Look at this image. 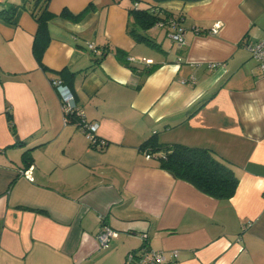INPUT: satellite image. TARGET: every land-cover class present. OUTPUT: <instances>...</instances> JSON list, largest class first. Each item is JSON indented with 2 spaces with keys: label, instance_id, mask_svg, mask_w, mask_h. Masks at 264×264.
<instances>
[{
  "label": "crops",
  "instance_id": "0c3cea01",
  "mask_svg": "<svg viewBox=\"0 0 264 264\" xmlns=\"http://www.w3.org/2000/svg\"><path fill=\"white\" fill-rule=\"evenodd\" d=\"M133 8L180 17L185 42L168 25L135 24ZM48 10L42 66L29 11L0 18V264H127L142 246L164 251L162 264H264V73L247 49L264 37V0H50ZM88 44L107 51L99 63ZM55 78L106 145L63 122ZM153 136L209 149L238 177L234 194L211 197L146 158ZM102 224L114 234L99 247Z\"/></svg>",
  "mask_w": 264,
  "mask_h": 264
},
{
  "label": "trees",
  "instance_id": "16d2710c",
  "mask_svg": "<svg viewBox=\"0 0 264 264\" xmlns=\"http://www.w3.org/2000/svg\"><path fill=\"white\" fill-rule=\"evenodd\" d=\"M49 1L50 0H25L20 5H11L8 8L0 9V18L8 22L13 19L15 12L20 7L26 9L32 15L37 22V30L32 43V52L41 66L43 52L50 40L48 22L54 17L48 10ZM129 13L131 14L133 22L143 29L155 25L159 20L173 17L170 12L162 11L163 15L161 16V12L149 9L133 8L129 10ZM62 14L64 15L65 11H63ZM131 32L137 39L149 40L144 35L135 34L133 30H131ZM106 53L107 51L103 49L101 54L97 56L95 62L99 63ZM115 53H117V55L121 54L117 50H115ZM64 73L65 70L60 71L61 75ZM61 79L64 83L66 82L64 78ZM76 120V117H70L69 122H75ZM10 125L13 127L12 122H10ZM89 144L91 145L90 142ZM91 146L95 147L93 145ZM140 150L150 154H156L155 156L160 161V165L163 169L170 172L173 176L189 182L198 190L211 197L218 199L229 198L235 192L238 177L234 170L227 162L218 159L207 148L189 147L175 143H159L153 136L140 145Z\"/></svg>",
  "mask_w": 264,
  "mask_h": 264
},
{
  "label": "built area",
  "instance_id": "2783aa9c",
  "mask_svg": "<svg viewBox=\"0 0 264 264\" xmlns=\"http://www.w3.org/2000/svg\"><path fill=\"white\" fill-rule=\"evenodd\" d=\"M134 6H137V3L134 2ZM180 20V19H179ZM178 19L174 17H169L164 20H159L155 25L157 26H169V31L167 33L168 37L177 44H183L185 42V35L182 26L180 25ZM219 23H217L214 27L210 29V33H217L219 31ZM88 47L92 50V52L96 55H100V50L96 49L93 44H88ZM247 49L250 52L251 56L257 62V68L261 73H264V37L259 39H255L247 44ZM193 81V79H191ZM50 84L55 89L62 110L63 122L69 123L70 117H76V121L74 124L81 130V132L85 135L87 140L93 146H104L106 145V141L99 138L96 134L97 125L94 122L87 121L84 115L83 109L79 108L76 105L75 96L70 88L64 84L61 79L55 78L50 80ZM154 154H150L145 152L146 158L154 157ZM22 175L28 180H32L33 177L32 167L21 171ZM114 231L113 229L107 225L102 224L101 228L96 236L97 243L99 247L105 246L109 240L113 237ZM141 237L146 240L147 234L143 232ZM173 256H177V252L173 251ZM166 255L162 250H154L146 248L142 246L137 251H131L126 255L125 262L127 264H162L166 261Z\"/></svg>",
  "mask_w": 264,
  "mask_h": 264
}]
</instances>
